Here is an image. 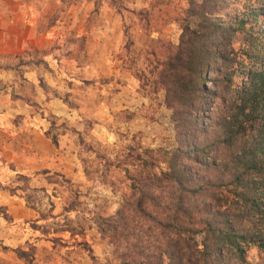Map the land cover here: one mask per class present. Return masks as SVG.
<instances>
[{
	"label": "rangeland",
	"instance_id": "rangeland-1",
	"mask_svg": "<svg viewBox=\"0 0 264 264\" xmlns=\"http://www.w3.org/2000/svg\"><path fill=\"white\" fill-rule=\"evenodd\" d=\"M263 12L264 0H0V74L16 82L12 96L21 95L29 129L37 119L47 139L44 172L22 191L31 207L54 205L60 214L57 225L42 230L47 238L52 229L56 234L52 250L25 242L0 245L1 253L25 264L40 256L46 264H121L137 239L117 237L111 223L128 234L117 212L132 219L129 205L141 191L169 202L172 183L157 187L153 178H166L171 150L185 145L184 120L198 115L195 108L204 110L190 122L188 140L220 163L178 162L201 179L231 178L221 165L229 156L216 143L225 112L211 93L227 95L229 70L241 85L240 72L263 62ZM206 48L227 57L207 59L209 75L197 93H182L178 83L195 80L190 69ZM202 85L209 90L203 100ZM146 208L164 216L162 206ZM137 219L145 224L134 232L152 225ZM245 264H264V250L249 246Z\"/></svg>",
	"mask_w": 264,
	"mask_h": 264
},
{
	"label": "trees",
	"instance_id": "trees-1",
	"mask_svg": "<svg viewBox=\"0 0 264 264\" xmlns=\"http://www.w3.org/2000/svg\"><path fill=\"white\" fill-rule=\"evenodd\" d=\"M260 16L264 17V12ZM210 57L216 60L227 56L211 53L207 48L202 51L190 69L195 80L190 78V83L183 81L177 85L182 93H197L199 80L209 75L210 69L205 72V68ZM215 70L223 73L220 67ZM235 72L233 69L224 73L227 95L211 93L213 103L218 98L220 110L225 112L220 117L222 133L216 143L229 156L228 163L223 160L221 165L231 171V178L201 179L198 171L193 172L189 166L183 168L178 162L186 157L205 167L211 162L220 163L216 157L212 161L208 158L205 147L192 145L188 140L190 122H199L204 110L195 108L190 100L189 107L193 106L198 115L184 120L185 148L177 146L171 150L168 170L162 173L166 178H153L157 187L162 182L172 183L169 202L162 198L157 201L160 196L141 191L129 205L135 212L132 219L125 218L121 209L117 212L124 220L122 229L128 234L119 230L121 225L117 221L111 223L117 237L137 239L129 252L123 253L121 264H245L249 246L264 250V59L255 69L240 72L245 77L241 85L233 84ZM202 87L205 94L201 100L209 92L207 86ZM206 103L202 102V106ZM147 203L151 209L162 206L164 216L146 208ZM138 215L152 223L138 230L147 232L146 235L134 232L137 224H145L138 221Z\"/></svg>",
	"mask_w": 264,
	"mask_h": 264
},
{
	"label": "crops",
	"instance_id": "crops-1",
	"mask_svg": "<svg viewBox=\"0 0 264 264\" xmlns=\"http://www.w3.org/2000/svg\"><path fill=\"white\" fill-rule=\"evenodd\" d=\"M1 41L0 39V53L5 51V45ZM7 76L0 74V245L4 248L11 245L25 247L23 244L30 242L37 249L52 250V237L57 236L52 229V234L49 233L52 236L47 238L42 230L57 225L60 214L54 205L47 209L37 205L31 207L22 191V185L28 178L38 183L37 172H44L45 164L48 163L43 154L47 139L42 128L38 126L37 119L30 122L29 129V117L27 111L22 109L21 95L12 96L13 88L17 84L7 79ZM29 135L34 146L28 144ZM32 172L35 176L29 177ZM51 197L50 201L53 200ZM44 259V256L37 257L33 264H46ZM0 263L25 264L17 257L2 254L1 251ZM65 263L76 264L70 259Z\"/></svg>",
	"mask_w": 264,
	"mask_h": 264
}]
</instances>
